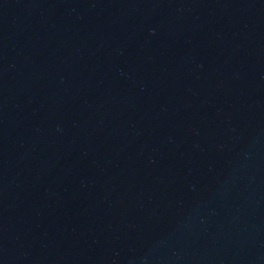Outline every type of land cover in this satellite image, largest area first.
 <instances>
[{
	"label": "water",
	"instance_id": "95a60500",
	"mask_svg": "<svg viewBox=\"0 0 264 264\" xmlns=\"http://www.w3.org/2000/svg\"><path fill=\"white\" fill-rule=\"evenodd\" d=\"M0 264H264V0H0Z\"/></svg>",
	"mask_w": 264,
	"mask_h": 264
}]
</instances>
